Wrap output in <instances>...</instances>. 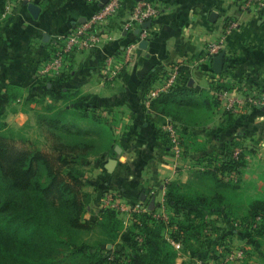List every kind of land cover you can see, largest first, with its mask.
<instances>
[{
	"label": "crops",
	"instance_id": "0c3cea01",
	"mask_svg": "<svg viewBox=\"0 0 264 264\" xmlns=\"http://www.w3.org/2000/svg\"><path fill=\"white\" fill-rule=\"evenodd\" d=\"M135 1L125 0L108 21L111 37L93 48L74 51L63 77L44 82L38 69L56 37L89 19L98 2L7 0L0 15V114L15 130L29 129L45 146L56 138L39 122L41 114L62 109L70 130L86 133L64 135L59 141L81 142L89 150L82 162L90 168L87 189L92 194L89 209L93 212L104 208L105 195L113 192L118 199L146 205L155 213H173L166 196L168 182L193 179V171L207 162L206 157L221 153L230 140L245 152L247 160L239 178L251 182L249 192L255 186L259 189L264 170V108L250 105L233 111L227 103L232 96L264 93V14L244 9L240 0H148L159 11L149 27L136 32L139 26H122L132 21ZM29 2L39 5L37 15L30 11ZM212 11L217 13L215 20L210 18ZM232 21L234 27L229 25ZM219 39H223L225 59L222 71L216 73L228 89L214 102L210 77L215 70L208 44ZM131 44L129 61L112 74ZM174 62L180 64L181 82L197 89L179 121L185 129V149L180 155L157 132L172 117L152 109L141 91L153 67ZM111 158L117 163L109 171ZM224 209L220 208V214H205L204 235L192 239V247L171 240L174 264H235V258L243 264L244 251L239 257L225 246L243 236L225 233L229 219L222 213ZM222 228L225 231L219 236L224 240H217L216 229ZM176 229L169 225L165 236L169 238Z\"/></svg>",
	"mask_w": 264,
	"mask_h": 264
},
{
	"label": "trees",
	"instance_id": "16d2710c",
	"mask_svg": "<svg viewBox=\"0 0 264 264\" xmlns=\"http://www.w3.org/2000/svg\"><path fill=\"white\" fill-rule=\"evenodd\" d=\"M6 2L0 0V15ZM180 72L177 83L149 104L182 128L184 151L185 129L179 121L197 89L181 82V67ZM210 84L213 91L228 89L218 76H211ZM213 91L210 97L218 102ZM39 122L56 138L54 142L46 149L18 147L21 137L14 135L16 130L0 114V264H174L171 240L192 247V239L204 235L205 214H220L223 207L222 213L231 221L257 218L252 236L264 235V170L263 184L259 189L255 186V193L249 192L251 182L241 181L238 175L247 160L243 150L234 155L236 142L230 140L221 153L206 157L207 162L193 171V179L168 182L166 196L173 213L167 220L150 209L134 212L126 225L114 207L102 208L93 219L82 218L92 198L82 189L86 178L81 163L89 150L81 142L69 145L59 140L86 133L70 130L62 109L41 114ZM157 132L169 147L167 134L162 128ZM173 224L177 229L167 238L164 231ZM95 227L102 238L89 242L80 237Z\"/></svg>",
	"mask_w": 264,
	"mask_h": 264
},
{
	"label": "built area",
	"instance_id": "2783aa9c",
	"mask_svg": "<svg viewBox=\"0 0 264 264\" xmlns=\"http://www.w3.org/2000/svg\"><path fill=\"white\" fill-rule=\"evenodd\" d=\"M22 1L27 2L28 0ZM95 1L98 2V6L92 12L89 19L85 22L76 24L71 31L61 33L56 37L50 54H48V57L44 59L38 69V74L44 82L60 76L67 71V60H69L70 55L74 51L93 48L101 44L106 38L111 37L107 30L109 26L108 21L117 15L125 0H108L101 5L100 0ZM240 4L244 9H252L260 14H264V0H240ZM158 11L159 9L157 6L148 0H136L132 7V21L124 22L122 26L125 29L132 28L133 25L141 27V24L144 21L152 19ZM229 25L234 27L236 22L232 21ZM132 46L133 44L126 46L125 51L120 56L119 62H117V67L114 68L112 74H117L118 70L124 65V63L129 61ZM222 48L223 39L211 41L208 44L209 59L211 60L214 58ZM112 58L113 56L107 58L108 64L111 62ZM180 74V64L177 62L162 65L160 67H153L151 74L146 78V82L141 86L145 102L149 103L151 99L171 89V87L177 83ZM212 76L217 77L218 74L213 71ZM213 92L219 99H221L226 95L227 90L219 88ZM250 105L263 107L264 93H259L257 95L249 94L244 96H232L227 103L228 108L233 111H238L241 108ZM163 131L167 134L169 147L172 148L177 155H180L183 150L181 143L182 128L172 119L169 124L163 128ZM239 152L240 150L238 148L234 149V155H237ZM105 197V207H114L121 212L139 213L141 211L150 210L146 205L118 199L113 192L107 193ZM154 215L157 217L161 216L163 219L167 220L169 212H154ZM139 238L141 239V237ZM242 253L243 250L235 251V255L239 257L242 256Z\"/></svg>",
	"mask_w": 264,
	"mask_h": 264
},
{
	"label": "rangeland",
	"instance_id": "374dc122",
	"mask_svg": "<svg viewBox=\"0 0 264 264\" xmlns=\"http://www.w3.org/2000/svg\"><path fill=\"white\" fill-rule=\"evenodd\" d=\"M14 135L21 137V139L17 140L16 145L18 147H25V148H35V147H39V148H48V146L46 147L45 145H43L40 141V139H38L33 132H31L29 129H21V130H16L14 131ZM183 147V145H182ZM81 165L83 166L84 169V178H86V180L84 181V185L82 186V189L85 191L90 192L87 188H88V172L89 171V166H87L85 163H81ZM248 189H250V186H247ZM248 191V190H247ZM256 190H254L252 193H255ZM92 201V198H91ZM89 202L88 206L86 207V212L82 215V218L84 219H93L95 216L97 217L99 212L95 211L93 212L92 209H89V205L93 206V204L91 205L92 202ZM245 205L242 206L241 208V214L245 211L244 209ZM120 213V216H122V218L125 220V224H128L129 221V216L133 215L134 212H126L123 211L121 212L120 210H118ZM124 214L125 217H124ZM127 216V217H126ZM258 219L257 218H250L247 220H241L238 218V220L236 221H231V220H227V230L228 232L225 233L226 234H231V235H235L236 233L238 235L243 236L241 239H239L240 237L237 238V236L235 238L232 239L231 242L233 243H226V248L228 251H231L235 254L236 250H243L244 251V259L243 260V264H264V235L260 236H252V231L251 229L254 228L256 226V224L258 223ZM218 232V237L217 240H224V236H219V233L222 234L223 228L222 229H216ZM222 230V231H221ZM208 233H210V228H208ZM215 233L214 230L212 231L211 229V234ZM225 235V234H224ZM80 237H87V240L89 242H95L97 240H99L100 238L103 237V233L98 229V228H93L92 230H87L84 231L83 234H81ZM223 237V238H222ZM235 244V245H234ZM243 248H242V247ZM238 248V249H237ZM252 255H254V258H252ZM248 256V257H247ZM240 259L235 258L233 261H236L235 264H239L240 262H238ZM232 261V262H233ZM232 264V263H231Z\"/></svg>",
	"mask_w": 264,
	"mask_h": 264
},
{
	"label": "water",
	"instance_id": "95a60500",
	"mask_svg": "<svg viewBox=\"0 0 264 264\" xmlns=\"http://www.w3.org/2000/svg\"><path fill=\"white\" fill-rule=\"evenodd\" d=\"M108 0H100V5L107 2ZM28 7L30 9V11L34 14V15H37L38 11H39V5H37L36 3L34 2H29L28 4ZM217 17V13L212 11L211 14H210V18L212 20H215V18ZM151 22H152V19H148L146 21H144L142 24H141V27H144V28H147L151 25ZM141 27H137L136 28V32H139ZM146 43V39L142 40L140 42V45L141 46H144ZM224 59H225V51L224 50H221L214 58H213V68L215 70V72L217 73H220L223 69V66H224ZM264 108V106H263ZM117 150H119V147L116 148ZM117 163V159L115 158H111L109 159L108 161V164H107V168L109 171H112L115 167Z\"/></svg>",
	"mask_w": 264,
	"mask_h": 264
}]
</instances>
